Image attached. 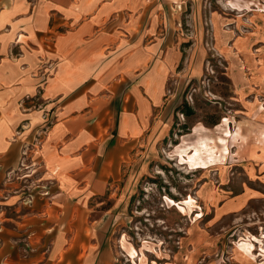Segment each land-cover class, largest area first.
<instances>
[{"label": "crops", "instance_id": "1", "mask_svg": "<svg viewBox=\"0 0 264 264\" xmlns=\"http://www.w3.org/2000/svg\"><path fill=\"white\" fill-rule=\"evenodd\" d=\"M154 2L0 0V264H110L114 211L88 202L161 127Z\"/></svg>", "mask_w": 264, "mask_h": 264}, {"label": "rangeland", "instance_id": "2", "mask_svg": "<svg viewBox=\"0 0 264 264\" xmlns=\"http://www.w3.org/2000/svg\"><path fill=\"white\" fill-rule=\"evenodd\" d=\"M150 13L145 43L172 57L161 127L88 202L114 211L110 264H264V0H155Z\"/></svg>", "mask_w": 264, "mask_h": 264}, {"label": "trees", "instance_id": "3", "mask_svg": "<svg viewBox=\"0 0 264 264\" xmlns=\"http://www.w3.org/2000/svg\"><path fill=\"white\" fill-rule=\"evenodd\" d=\"M186 107H187V109L185 110V113L187 115H190L192 113L191 107H189V106H186Z\"/></svg>", "mask_w": 264, "mask_h": 264}]
</instances>
